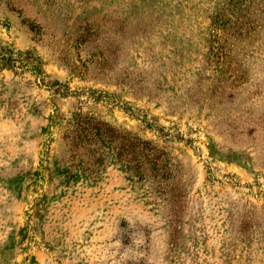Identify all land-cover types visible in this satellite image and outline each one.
<instances>
[{
	"label": "rangeland",
	"instance_id": "rangeland-1",
	"mask_svg": "<svg viewBox=\"0 0 264 264\" xmlns=\"http://www.w3.org/2000/svg\"><path fill=\"white\" fill-rule=\"evenodd\" d=\"M0 44L48 85L0 69V264H264V0H0ZM74 112L163 177L70 152Z\"/></svg>",
	"mask_w": 264,
	"mask_h": 264
},
{
	"label": "trees",
	"instance_id": "trees-1",
	"mask_svg": "<svg viewBox=\"0 0 264 264\" xmlns=\"http://www.w3.org/2000/svg\"><path fill=\"white\" fill-rule=\"evenodd\" d=\"M0 69H7L15 74L29 73L36 82L48 86L44 83L42 62L31 51H13L0 44ZM56 86L61 87V84L54 82L49 85V87L54 88ZM52 94L63 97L65 93L55 88L52 89ZM58 122L63 123V139L69 144V151L75 155H82L80 150L91 142L93 146L99 148V144H109L110 146L118 144L121 146V153L124 154L126 169L133 171L139 178H142L146 172L154 174V177H163L165 174L168 165L166 153L157 148L151 141H145L130 134L122 135L106 123L82 116L79 112L72 113L69 118L62 121H60V115H53L51 123L56 124ZM146 126L154 130L158 128L155 123H147ZM160 135L168 138L170 136L169 133L163 131H160ZM97 149H92V156L96 152L99 153Z\"/></svg>",
	"mask_w": 264,
	"mask_h": 264
}]
</instances>
